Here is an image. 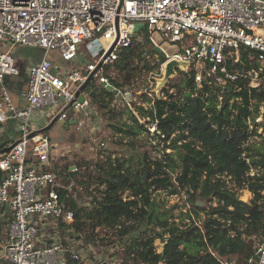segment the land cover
<instances>
[{
	"label": "built area",
	"instance_id": "built-area-1",
	"mask_svg": "<svg viewBox=\"0 0 264 264\" xmlns=\"http://www.w3.org/2000/svg\"><path fill=\"white\" fill-rule=\"evenodd\" d=\"M144 28L164 53L160 69L172 59L184 62L178 70L193 72L198 92L204 84L216 87L219 103L237 88L232 82L247 80L251 88L264 84V0H0V128L5 132L9 125L13 132L0 145V264H88L80 249L61 239V226L67 234L75 214L59 195L71 185L60 184L53 170L56 143L49 125L61 120L65 128L74 125L90 137L102 131L100 112L79 89L88 82L112 85L105 68L123 48L146 42L140 34ZM82 43L93 61L78 59ZM17 45L43 50L27 68L22 106H15L4 88L6 75H20L11 55ZM53 51L63 62L78 60V66L62 68L49 56ZM158 83L137 92L149 98L144 107L153 105ZM117 90L122 97L114 103L123 100L132 108V92ZM255 121L264 125V104ZM261 126L257 132L264 136ZM148 130L152 135L155 127ZM76 170L75 164L68 168ZM245 264H264V236Z\"/></svg>",
	"mask_w": 264,
	"mask_h": 264
},
{
	"label": "trees",
	"instance_id": "trees-1",
	"mask_svg": "<svg viewBox=\"0 0 264 264\" xmlns=\"http://www.w3.org/2000/svg\"><path fill=\"white\" fill-rule=\"evenodd\" d=\"M140 34L146 42L120 50L104 70L115 88L132 92V108L123 100L122 106L114 103V92L95 82L82 89L101 117L112 121L117 143L133 155L77 161L74 172L68 171L71 164L52 161L58 182L71 185L59 193L75 214L70 228L82 247L97 249L104 241L97 230L112 229L109 244L125 254L118 264H245L264 236V136L255 121L264 84L251 88L247 80L232 82L237 88L219 103L216 87L204 84L198 92L193 72L179 70L154 94L153 105L144 107L149 98L137 93L142 89L136 81L142 72L158 71L164 58L159 55L151 64L146 47L154 45L146 28ZM245 190L247 201L240 199ZM160 191L183 194L191 208L176 220L153 196ZM3 227L0 219V234ZM157 239L165 243L164 260Z\"/></svg>",
	"mask_w": 264,
	"mask_h": 264
},
{
	"label": "rangeland",
	"instance_id": "rangeland-1",
	"mask_svg": "<svg viewBox=\"0 0 264 264\" xmlns=\"http://www.w3.org/2000/svg\"><path fill=\"white\" fill-rule=\"evenodd\" d=\"M151 38L155 42L159 41L156 34H152ZM146 49L148 50V60L151 62V64H153L159 59V54L157 52H154V47H151L150 45H148ZM166 50L167 52L171 51L168 48H166ZM78 51V59L81 62H84V60L87 62L94 60V56L91 55L87 50L86 43L80 44ZM11 55L13 57L16 68L20 71V75L18 77L13 75H6L4 88L7 90L12 103L15 106H20L21 104H23L21 93L25 92L27 88V68L30 64L39 60V58L43 56V50L38 47L17 45L16 47L12 48ZM49 56L60 63L61 67L65 69H69L70 67L74 68L75 66H78L79 63L78 60L72 62H63L59 60L58 54L54 51L50 52ZM175 71V76H177L179 70L177 69ZM110 74L113 77L116 75L114 70H112ZM163 74L164 72L160 68L158 71L155 69L149 72H142L139 79L136 81V86H138L139 89L142 90H144L146 86L154 88L155 82H159V80L163 77ZM118 103L119 106H122L120 104V101ZM111 122L112 121H109L108 119L103 117L104 127H102V131L93 134L90 137V135L88 133H85V131H76L74 125H71L69 128H65L61 120H56L53 123L52 127L49 129L52 142L56 143V151L53 155L55 158V163L57 165H63L64 163L72 164L77 161H82V163H94L98 159L101 160L105 155L110 153L115 156L125 155V158H129L131 155H133V152L127 150L126 148H124V146L122 147L117 143L116 135L113 134V130L109 125L111 124ZM49 124L50 122L46 125V127ZM3 133V128H0V137L4 136ZM103 141L105 142V147L99 148V143ZM122 144L124 145V142ZM93 187L94 185L91 186V188ZM153 196L156 198V200H158L159 204H161L167 210H170L168 213H172L176 217V220L180 212H185L186 210L191 208V204L187 201V198L183 194L167 195L166 192L160 191L155 192ZM249 196L250 192L245 190L241 193L240 199L243 201H247L249 199ZM201 202L202 205L200 206L206 205L204 201ZM201 219L202 215L200 217V220ZM97 232L100 237L104 239L102 243L101 241L100 243H98L100 245L99 249L92 246L91 244H87V247H82L79 240L75 238L73 230L70 228L67 234H64V238H62V241L68 245H72L75 248L80 249L83 254L84 262H87L88 264H98L100 261L106 259H109L111 262L119 263L117 260L122 259L125 255L123 251L124 249L120 248V246H117L116 244H109L110 240L112 239V229L99 228ZM163 244L164 243H162L160 239H157L155 241L157 252L162 251ZM109 254L111 256H109Z\"/></svg>",
	"mask_w": 264,
	"mask_h": 264
},
{
	"label": "water",
	"instance_id": "water-1",
	"mask_svg": "<svg viewBox=\"0 0 264 264\" xmlns=\"http://www.w3.org/2000/svg\"><path fill=\"white\" fill-rule=\"evenodd\" d=\"M115 26L117 28V18L115 19ZM137 28L140 27V25H136ZM112 50V47L110 48L109 52ZM154 50L161 56H164V53L158 49V48H154ZM185 63L184 62H180V61H177L175 59H172L168 62H166L164 68H163V77L159 80V83H158V86L156 88L157 92H159L161 90V88L164 86L165 82L170 78V77H173L175 76V73L177 69H179L180 67H185ZM84 88V85L80 87L79 90H82ZM107 88L111 91L114 92L115 94V101H118L121 99L122 97V92L117 90L116 88H114L112 85H109L107 86ZM79 90L77 93H79ZM125 98H129V94H126L124 95ZM53 125V122L49 125V127H51ZM10 148L9 147H5L2 151H7L8 149ZM196 204L198 205H202V202L201 201H196ZM170 210H167V212H169ZM161 260H164L165 259V243L163 244L162 246V251H161ZM102 264H107L106 261H104Z\"/></svg>",
	"mask_w": 264,
	"mask_h": 264
},
{
	"label": "crops",
	"instance_id": "crops-1",
	"mask_svg": "<svg viewBox=\"0 0 264 264\" xmlns=\"http://www.w3.org/2000/svg\"><path fill=\"white\" fill-rule=\"evenodd\" d=\"M40 59V58H39ZM38 61V60H37ZM36 62V61H35ZM22 102H23V100H22ZM23 104H21L20 106H22ZM10 132H11V134H13V132H12V129L9 127V125L8 126H6V129H5V132L3 133L4 134V136L1 138L0 137V141H2L3 139H7L6 137H7V135H8V133L10 134ZM250 197V196H249Z\"/></svg>",
	"mask_w": 264,
	"mask_h": 264
}]
</instances>
